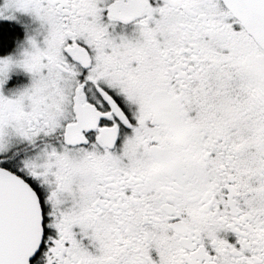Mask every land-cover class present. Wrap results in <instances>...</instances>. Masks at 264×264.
<instances>
[{
  "label": "flooded vegetation",
  "instance_id": "af4514ba",
  "mask_svg": "<svg viewBox=\"0 0 264 264\" xmlns=\"http://www.w3.org/2000/svg\"><path fill=\"white\" fill-rule=\"evenodd\" d=\"M22 8L42 33L25 53L0 21V171L39 202L30 264H264V50L223 2Z\"/></svg>",
  "mask_w": 264,
  "mask_h": 264
},
{
  "label": "water",
  "instance_id": "95a60500",
  "mask_svg": "<svg viewBox=\"0 0 264 264\" xmlns=\"http://www.w3.org/2000/svg\"><path fill=\"white\" fill-rule=\"evenodd\" d=\"M245 31L264 49V0H222ZM42 242V218L35 192L0 171V264H30Z\"/></svg>",
  "mask_w": 264,
  "mask_h": 264
},
{
  "label": "rangeland",
  "instance_id": "374dc122",
  "mask_svg": "<svg viewBox=\"0 0 264 264\" xmlns=\"http://www.w3.org/2000/svg\"><path fill=\"white\" fill-rule=\"evenodd\" d=\"M28 0H0V21L5 20L6 18L10 19V15L12 13L18 14L17 16L13 15V18L17 21H20L21 24L25 26V39L23 44H21V48H23V52L27 53L29 47L33 46L38 40V36L42 33V27L37 22V13L32 14L31 12H27L22 7ZM40 19H45L43 14L39 15ZM43 24V23H42ZM4 67V66H3ZM1 70V69H0ZM4 71V69H3ZM216 86V81L214 82ZM222 90L227 89V85H221ZM213 94V93H212Z\"/></svg>",
  "mask_w": 264,
  "mask_h": 264
},
{
  "label": "trees",
  "instance_id": "16d2710c",
  "mask_svg": "<svg viewBox=\"0 0 264 264\" xmlns=\"http://www.w3.org/2000/svg\"><path fill=\"white\" fill-rule=\"evenodd\" d=\"M12 30L6 24H0V51H5L12 46L16 31L15 29Z\"/></svg>",
  "mask_w": 264,
  "mask_h": 264
}]
</instances>
